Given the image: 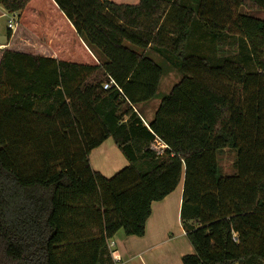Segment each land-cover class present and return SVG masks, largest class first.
<instances>
[{"label": "trees", "instance_id": "trees-1", "mask_svg": "<svg viewBox=\"0 0 264 264\" xmlns=\"http://www.w3.org/2000/svg\"><path fill=\"white\" fill-rule=\"evenodd\" d=\"M0 4L18 14L0 48V264H115L110 241L144 237L182 182L183 264H264V0ZM150 53L183 78L146 122L167 75ZM109 138L129 163L112 178L90 164Z\"/></svg>", "mask_w": 264, "mask_h": 264}, {"label": "crops", "instance_id": "crops-1", "mask_svg": "<svg viewBox=\"0 0 264 264\" xmlns=\"http://www.w3.org/2000/svg\"><path fill=\"white\" fill-rule=\"evenodd\" d=\"M138 2V0H132L133 5H137ZM0 6L2 5L0 4ZM258 17L264 19V13L258 14ZM202 41L203 49H206L210 42L205 37ZM5 46L0 44V48ZM35 52L45 57H53V54L44 46L36 47ZM140 107L146 122L152 121L153 118L149 119L148 117L147 106L142 105ZM229 152L227 151L226 154ZM90 164L94 171L106 178H112L129 165L128 160L112 138L107 139L91 152ZM183 190L184 183L182 182L163 201L152 205V214L147 221L144 237H124L119 232L110 241L111 254L115 264H130L136 259H139L140 264H149L150 262L155 264H183L182 258L184 256L194 254V248L187 238L181 220Z\"/></svg>", "mask_w": 264, "mask_h": 264}, {"label": "rangeland", "instance_id": "rangeland-1", "mask_svg": "<svg viewBox=\"0 0 264 264\" xmlns=\"http://www.w3.org/2000/svg\"><path fill=\"white\" fill-rule=\"evenodd\" d=\"M114 2L121 4V5H133L132 0H113ZM138 4L140 3V0H138ZM7 16H4V15ZM12 15L4 9V7L0 6V44L6 45L8 42V21L11 19ZM194 39H191L189 42L187 53L188 54H195L196 50L198 49V44L194 43ZM40 44L33 43L31 44V47H39ZM127 47L131 48L132 50L136 52H141L138 48L133 47L130 44H126ZM207 49V47H206ZM203 55L206 54L205 49L202 52ZM150 57L156 61L159 65L164 67L166 70V77L161 83L160 89L156 95V98L152 100L150 103L144 105L147 106L149 110V119L153 118L155 115V112L157 111L161 101L169 95L171 90L175 85H177L181 79L183 78V74L179 71H177L174 68H171L170 65L159 56L154 53H150ZM45 108V107H44ZM145 117V116H144ZM235 153L229 152V154H225V156H219V165H220V177H228L232 176L235 173L234 163H235ZM122 236L127 237L123 232L120 233ZM172 262V261H171ZM173 263V262H172ZM130 264H140L139 259L133 260ZM149 264H155L154 262H150Z\"/></svg>", "mask_w": 264, "mask_h": 264}, {"label": "built area", "instance_id": "built-area-1", "mask_svg": "<svg viewBox=\"0 0 264 264\" xmlns=\"http://www.w3.org/2000/svg\"><path fill=\"white\" fill-rule=\"evenodd\" d=\"M11 14V13H10ZM12 17L11 19H9L8 21V29L15 31L16 26H17V22H18V14H11ZM7 16V15H5ZM109 88V86H105V89ZM166 146L161 142V141H157L153 146L152 149L157 151L159 154L162 153L165 150Z\"/></svg>", "mask_w": 264, "mask_h": 264}]
</instances>
